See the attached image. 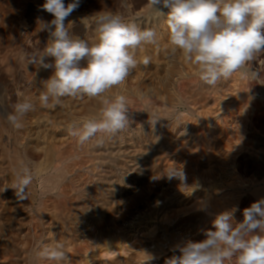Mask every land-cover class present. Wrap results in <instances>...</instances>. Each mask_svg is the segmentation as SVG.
<instances>
[{
  "label": "bare ground",
  "instance_id": "bare-ground-1",
  "mask_svg": "<svg viewBox=\"0 0 264 264\" xmlns=\"http://www.w3.org/2000/svg\"><path fill=\"white\" fill-rule=\"evenodd\" d=\"M161 11L167 13L168 9L161 8ZM100 12L88 15L73 11L65 24L70 23L69 29L73 35L94 41L97 38L94 15ZM118 13L135 20L142 28L155 29L159 46L149 44L139 49L137 59L148 56L150 63H139L123 85L106 93L111 96L120 92L127 97L130 127L114 137H104L100 145L93 141L80 146L67 131L70 122L99 114V98H63L61 105L43 107L39 96L44 91L43 81L52 75L53 69L27 65V61L22 59L24 45L18 43L6 45L8 53L0 57V90L4 89L7 97L4 106L0 107V250L30 253L34 264H51L37 256V249L59 242L65 245L71 264H159L160 254L165 255L162 260L165 264L174 246L183 238V234L180 237L174 234V224L178 228L196 231L209 216L205 210L208 204L211 208H217V202L221 201L216 197L223 191L215 186L211 190L201 191L202 201L189 203L192 210L187 209V204L179 206L174 217L169 210L172 201L167 194L171 189L170 184H166L163 194L155 192L162 164V171L167 175L173 169L170 161L173 157L199 156L203 159L207 156L220 159L226 155L223 150L234 152L240 145L238 140L232 144V119L227 122V142L219 136L206 144L205 141L195 142L204 133L190 118L199 113L196 108L206 107L208 98L197 89L202 83L198 80L196 68L186 64L181 54L173 51L168 44L166 18L147 6ZM52 19L39 17L38 21L41 24ZM35 23L33 26L38 25ZM24 32L27 34L25 29ZM47 43L30 41L25 49L27 52L42 50ZM51 61L52 58H46V62ZM81 64L83 66L86 62L81 61ZM224 87L225 82H222L215 89L208 87L206 92L218 93ZM23 99L30 100L34 110L23 118V127L15 129L3 115L11 110L7 105ZM216 102L217 99L213 100V108L208 110L210 118H205L209 125L215 126V133L219 125ZM206 146L208 150H205ZM249 154L255 163L264 162V155L260 151ZM23 165L31 169L34 179L27 189V199L19 201L13 186ZM262 181L259 176L250 185L257 188ZM245 182L243 180L241 183ZM197 185L200 187L199 183ZM230 187H235V183ZM228 197L221 199L231 200ZM162 199L167 208L160 213L158 202ZM149 256L151 260H148Z\"/></svg>",
  "mask_w": 264,
  "mask_h": 264
},
{
  "label": "clouds",
  "instance_id": "clouds-1",
  "mask_svg": "<svg viewBox=\"0 0 264 264\" xmlns=\"http://www.w3.org/2000/svg\"><path fill=\"white\" fill-rule=\"evenodd\" d=\"M79 5L80 0L67 5L64 0H45L41 8L54 18L41 23L40 29L49 32V41L42 50L25 52L22 59L27 65L53 69L39 96L43 107L61 105L63 98H99V114L70 122L67 131L80 146L93 141L100 145L104 137H114L130 124L127 97L106 93L123 85L139 63H150L148 56L138 60L137 51L149 44L158 47L159 39L155 29L142 28L113 11L94 15V41L81 39L71 33L70 23L65 24ZM147 7L166 18L168 44L196 68L203 85L215 89L236 74L242 79L261 78L252 62L264 53V0H148ZM6 99L5 90H0V107ZM7 106L11 110L3 117L15 129L22 128L23 118L34 110L28 99ZM166 176L189 187L182 168H173ZM33 179L31 169L23 165L13 186L19 201L27 199ZM237 210L217 213L212 227L203 231L205 239L178 246L180 255L165 264H264V198L243 209L241 222L234 219ZM36 254L51 264H71L65 245L59 242L42 245Z\"/></svg>",
  "mask_w": 264,
  "mask_h": 264
},
{
  "label": "rangeland",
  "instance_id": "rangeland-1",
  "mask_svg": "<svg viewBox=\"0 0 264 264\" xmlns=\"http://www.w3.org/2000/svg\"><path fill=\"white\" fill-rule=\"evenodd\" d=\"M43 1L45 2V0H0V42H1L0 43V47H1L0 48V57L3 56L4 54L8 53L6 45H10L11 43H18L20 45H24L21 52L25 53V52H27L25 49V45L26 44L28 45L30 43V41L31 42H39V43H46L49 41V33L47 30L45 31V30L40 29L41 24L38 21V18L43 17L45 19L50 20L51 18H54V17L50 13L44 11L40 7L44 4ZM138 1L139 0H88V1L87 0H80V5L75 11H80V12L88 14V15L90 13H94V12H98V11H106V12L113 11V12L118 13L121 11L125 12V11L130 10V9L131 10L132 9L138 10V9H141V8L147 6V4H148V0H142L141 3H139ZM69 2H71V0H64L65 5H67V3H69ZM28 3H30V4H28ZM136 7H138V8H136ZM30 10L33 12H31ZM87 12H89V13H87ZM25 16H27V17H25ZM23 18H24V20H23ZM25 18H27V19H25ZM19 19L20 20L22 19V21H20ZM33 19H34V22H32ZM35 22H37L38 25L33 26V24ZM15 23H17V24H15ZM44 23H48V22H44ZM24 29L27 31L28 35L24 32ZM6 30L8 33L6 32ZM17 32H19V34ZM1 33H3V34H1ZM33 33H35V34H33ZM46 35H48V37ZM7 39H8V41H7ZM1 50H3L2 53H1ZM263 57H264V53H262L259 56V58H257L256 60H254L252 62V67L254 68V66L257 65V66H255L254 69L258 68L261 72V78L262 79L260 78L259 81H258V79L257 80L242 79L239 74H236L233 76V78H231L230 80L225 82V87L222 90H220L218 93H213V92L207 93L206 90H207L208 86L203 85V84H199L197 87L198 91L201 94H203L204 96L205 95L207 96L208 102L206 104V107L196 108V109H198L199 113L197 112L196 114H194V117L190 118L192 120V121L191 120L190 121L193 123L195 122L194 124L197 125V127L200 128V130L203 131V133H204V136L201 135L202 138L197 139V141H195V142L199 143L200 141H205V144H206L208 141L213 142V139L217 136L222 138L223 141L227 142L226 141L227 126H228V123L230 122V120L232 119L233 120L232 124L234 125V127H233V136L234 137L231 136L232 137V139H231L232 144L234 143V140L235 141L238 140L237 143L240 145V148H238L234 152H230L228 150L227 151L223 150L222 152H225L226 155L224 154L225 156H221L220 159L216 158V157H207V156H205L203 158L204 160L201 159L199 156H191V157L175 156V158L173 157L172 160H170L171 164L173 165V168L179 167V168L183 169V172L187 177V185L189 186L187 188L182 187L181 181H179L178 179H176V178L169 179L166 175H164V172L162 171V169H163L162 167L164 164H162V167L158 172V176H159L158 178H160V179H158L159 185L156 188L155 192L158 195L163 194V192L166 191V184L167 183L170 184L171 189L169 192H167V194L169 195V197L172 201V203H171L172 205L169 206L171 216L175 217L176 213H177V208L179 206L182 207V205H184V204H187L189 206V208L187 207V209L192 210V207H190L189 203L194 202L195 200L202 201L203 194L201 193V191L211 190L212 188H215V186H216V187L221 188V190L223 191L220 195H224L223 197L220 195L216 197L217 200L218 199L221 200L220 202L218 201L220 204L217 202V206H215L218 209H220L219 212L217 211L218 210L217 208H213V206L211 208V205L208 204V207H206L205 210L207 209L206 214H208L209 216H207V219L200 226H198L196 231L191 230V228H189V229L188 228H184V229L178 228L174 224V234L175 235L177 234V236H179V237H180V235L182 236V234H183V236H182L183 240L181 239L182 241L180 240L179 244L177 242V244L175 245L176 247L174 246V249H172V251L170 252V257H172L173 255H180V252L177 251L178 250L177 245H179V246L184 245L185 242H187L189 236L191 237V239L189 238V240H192V241H201V240L205 239V236L203 235V231L210 229L212 227L211 221L215 217L213 215L215 212L220 213V211L222 212V211H225L226 209L230 210L233 207H237L238 211H236V213L234 215V219L236 222H241L243 220V209L246 207H249L251 205V203H253L259 199H262V197L264 198V188H263L264 187L263 186L264 185V175H263L264 174V170H263L264 169V166H263L264 162H262V164H261V162L255 163L254 159L249 154V153H253L255 150L256 151L258 150L261 152V154L264 155V137H263L264 136V89H263L264 88V61H263L264 58ZM204 86H205V88H204ZM215 99H217L216 103H217V107L219 109V117L217 119V122H219L218 123L219 125L216 126L218 128V132H217L218 134L214 132L215 126H213L211 123L209 125L207 120H206L207 118H210V116H209L210 113L208 110H210V108H213V100H215ZM252 115H254V116H252ZM223 116L225 117V119H223L224 118ZM245 116H247V117H245ZM150 117H154V116L150 115ZM205 126L209 127V128H204ZM129 127H130V124H129ZM250 136H252V137H250ZM203 137H204V139H203ZM206 149L208 150L207 146L205 147V150ZM237 152H238V154H237ZM191 158H194V159H192V161H191ZM226 158H227V160H225ZM196 160L200 161V162L197 164ZM257 165H259L258 167H260V168L262 166L263 167L260 169V168H257ZM249 168H251V169H249ZM256 168L259 172L256 170ZM221 169H222V171H221ZM261 172H262V174H261ZM250 175L252 176V178H251L252 180H250V177H251ZM253 175H254V177H253ZM259 176H261V178L263 179L262 183L257 184L258 185L257 188H255L256 185L251 186L252 181L257 179ZM246 177H248V178H246ZM243 180L246 181L247 183L246 182H245L246 184L241 183V182H243ZM178 182H180V184ZM198 183L200 184V187H198V185H197ZM233 183H235V187L232 188L230 186ZM246 188L248 191L246 190ZM248 188H250V189H248ZM229 189H230V191H229ZM246 192L248 195L246 194ZM254 192H255V194H254ZM231 194H233V195H231ZM225 196L226 197L229 196L227 199L231 198V200L229 199V201H225L226 200ZM221 198L225 199V200H222ZM189 199H190V201H189ZM232 199H234V200H232ZM241 201H242V203H241ZM164 202L165 201L163 199L158 202V211L160 213L165 208H167V206L166 207L164 206ZM227 202H229L231 204H229V203L227 204ZM221 203H222V205H221ZM224 203L227 204L226 209L224 207L225 206ZM223 204H224V206H223ZM239 206H240V208H239ZM211 212H213V213H211ZM217 213H215V215ZM190 215H191V212H190L189 216ZM207 221H208V223L205 224L206 225V228H205V225H203V224ZM191 235L194 237H192ZM185 237H187V238H185ZM197 237H199V239ZM19 253H20V255H19ZM164 258H165V255L160 254L159 259H158V262H160L159 264H164V261H162V260H164ZM33 260H34L33 255L30 253L27 254L26 252H21V251L14 252V250H12V249L0 250V264H15L14 262L19 264L20 261H21V264H34ZM226 264H231V262H226Z\"/></svg>",
  "mask_w": 264,
  "mask_h": 264
}]
</instances>
